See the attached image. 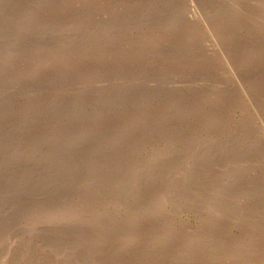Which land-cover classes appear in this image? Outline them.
I'll return each instance as SVG.
<instances>
[{
    "label": "rangeland",
    "instance_id": "obj_1",
    "mask_svg": "<svg viewBox=\"0 0 264 264\" xmlns=\"http://www.w3.org/2000/svg\"><path fill=\"white\" fill-rule=\"evenodd\" d=\"M263 260L264 0H0V264Z\"/></svg>",
    "mask_w": 264,
    "mask_h": 264
},
{
    "label": "bare ground",
    "instance_id": "obj_2",
    "mask_svg": "<svg viewBox=\"0 0 264 264\" xmlns=\"http://www.w3.org/2000/svg\"><path fill=\"white\" fill-rule=\"evenodd\" d=\"M260 260V259H259ZM264 261V260H263ZM258 263V262H257ZM262 262H259V264H261ZM264 263V262H263Z\"/></svg>",
    "mask_w": 264,
    "mask_h": 264
}]
</instances>
